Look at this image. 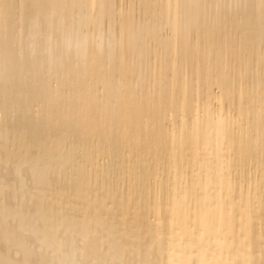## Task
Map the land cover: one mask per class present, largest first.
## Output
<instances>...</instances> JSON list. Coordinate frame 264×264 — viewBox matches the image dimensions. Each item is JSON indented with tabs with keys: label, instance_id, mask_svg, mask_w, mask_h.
Segmentation results:
<instances>
[{
	"label": "bare ground",
	"instance_id": "6f19581e",
	"mask_svg": "<svg viewBox=\"0 0 264 264\" xmlns=\"http://www.w3.org/2000/svg\"><path fill=\"white\" fill-rule=\"evenodd\" d=\"M0 264H264V0H0Z\"/></svg>",
	"mask_w": 264,
	"mask_h": 264
}]
</instances>
